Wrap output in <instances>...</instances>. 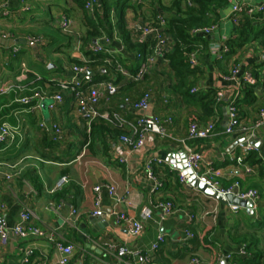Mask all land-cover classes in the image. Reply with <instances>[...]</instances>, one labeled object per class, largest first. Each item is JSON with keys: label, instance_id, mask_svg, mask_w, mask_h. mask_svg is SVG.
I'll return each mask as SVG.
<instances>
[{"label": "crops", "instance_id": "crops-1", "mask_svg": "<svg viewBox=\"0 0 264 264\" xmlns=\"http://www.w3.org/2000/svg\"><path fill=\"white\" fill-rule=\"evenodd\" d=\"M140 1L144 3L142 13L137 15L132 8L125 10L127 26L137 38L143 34L146 24L143 18H149L154 8V0ZM158 1L166 7L174 2ZM0 2L4 5V11L0 12V36L28 39L35 44L0 43V124L10 126L14 135L10 141L0 142V196L6 204L8 226L20 221L19 213L27 206L34 213L33 223L44 232L42 237L29 239L11 235L6 244L0 240V264H36L40 260L60 264L62 253L56 247L58 242L74 245L72 261L80 264H138L134 255L117 256L113 246L120 244L145 254L147 262L143 264H222L223 257L228 264H247L242 259H253L255 253H260V264H264V174L258 170L248 173L236 160L243 153L238 143L253 136L256 150L251 152L261 161L254 163L252 158L246 162L252 166L264 161V126L253 129L258 109L264 104V47L253 41L235 53L222 54V46L228 39L237 37L241 23V20L238 24L233 21L230 6L222 10L216 32L208 36L211 40L208 48L198 53L201 72L192 78L193 88L198 91L215 89L223 94L214 107L215 115L207 116L200 104L187 101L173 90V77L164 55H156L148 72L135 79L146 59L127 51L116 30L112 36L100 34L92 44L85 41L89 27L76 0ZM155 6L162 11L158 3ZM96 7L102 11L101 0L96 1ZM62 15L71 20L70 33L60 26ZM111 16L115 23L114 6ZM256 19L264 22L259 17ZM151 38L155 39L154 33L146 36V40ZM96 43L103 44L110 49L106 53L120 59L121 74L103 65L88 66L95 82L112 80L118 86V92L109 101H103L102 108L116 111L132 122L142 115L159 116L166 135L150 133L144 147L133 150L121 140L124 133H129L128 128L98 120L92 124L91 135L92 127L89 131L70 92L63 94L62 103L55 108L44 102L53 101L59 92V81L74 76L84 78V74L74 71V66H78L77 61H89L87 51ZM172 45L170 39L168 49ZM22 52L24 57L20 55ZM15 53L19 55L13 56ZM219 54L223 56L218 57ZM236 65L240 67L239 76L246 69L251 71L254 65L259 66L260 73L255 77L253 96L247 97L242 90L239 96L240 115L249 131L227 134L229 99L237 93L236 81L230 78ZM43 67L45 71H41ZM147 92L151 95L150 108L145 112L125 102L126 98L136 102ZM24 97L30 98L29 101L22 102ZM195 119L204 122L217 119L213 135L191 139L189 125ZM54 124L61 128L59 133L54 131ZM184 144L202 154L201 174L208 168L218 172L212 179L221 187L240 181L244 189H258L261 198L257 210L240 206L233 211L231 203L223 204L199 187L182 183L179 178L182 159L176 154ZM153 158L162 160L153 165L163 183L157 192L151 191L152 181L145 167ZM7 173L12 174L11 180H6ZM63 175L69 177V182L55 189ZM97 185L102 186L103 213L95 216ZM107 185L116 186L121 202H115ZM156 201L173 202L175 212L162 219L161 211L154 209L145 233L137 239L130 237L125 221L115 220V212L139 217L144 208L152 207ZM73 209L77 210L75 216H71ZM191 214L195 215L193 220ZM187 230L194 236L187 238ZM160 234L165 236V242L153 249ZM243 244L247 245V256L238 255ZM27 250L33 251L29 263L23 259ZM229 254L235 259L228 257ZM195 259L200 262L196 263Z\"/></svg>", "mask_w": 264, "mask_h": 264}, {"label": "built area", "instance_id": "built-area-1", "mask_svg": "<svg viewBox=\"0 0 264 264\" xmlns=\"http://www.w3.org/2000/svg\"><path fill=\"white\" fill-rule=\"evenodd\" d=\"M96 1L97 0H87L85 3V9L89 14L94 15L96 10ZM190 2V0H188ZM230 6V15L233 18L235 23H239L240 20L245 16L250 17H259L264 20V0L261 1H252V0H228ZM4 11V5L0 2V12ZM160 25L165 24V20L159 17ZM60 26L62 30L66 33L71 32V20L67 15L61 16ZM218 24H213L211 26L198 27L193 30L194 34H200L205 36H210L216 32ZM155 34V44L152 46V52L146 57L145 62L141 65L138 74L134 77L135 79L141 78L148 70L150 69V64L154 61L156 55H164L165 51L168 50V45L170 38L166 35H163L160 32L159 28L152 26L150 23H146L143 27V34L139 37V41H145L148 34ZM6 37V35H4ZM106 42L109 43V39H106ZM92 49L96 52H110L109 48H106L103 44L96 43L92 46ZM17 51V48H14ZM229 51V46L224 44L222 46V54H225ZM219 54L218 57L223 55ZM141 57V54H138ZM198 53L194 52L191 54V63L196 64ZM74 71L77 74H84V78L81 79L78 76H74L71 79H64L59 81V92L53 96V101L50 103V108H55L59 103H62L64 98V93L70 92L74 99L75 104L78 108V111L86 121L88 125V130H91L92 124L98 120H104L109 124H114L119 128H128L129 133H124L121 136V140L126 143L131 149L138 150L144 147L147 140V136L150 133L166 135V128L162 125L161 119L156 115H142L136 122L129 121L127 118L117 113L116 111H110L103 109L101 104L103 101H109L117 92L118 86L114 81H105L101 83L95 82L89 72L88 66H74ZM240 67L236 65L231 72V79L236 81L237 93L235 96L229 99V112H228V122L225 127V132L227 134L234 133L237 130H240L244 133L249 131V127L243 124L242 118L239 111L238 101L240 96V91L243 89V86L248 84H256V78L253 75L252 71L244 70L242 75H240ZM197 91V88H193L192 92ZM150 93H145L143 97L136 101L131 102L129 98L125 99V102L130 104L136 110L147 111L150 108ZM36 97H40V94H36ZM41 98V97H40ZM223 94L220 92L217 96V101H221ZM30 98L24 97L21 99L22 102H28ZM217 118V117H216ZM217 124V119L210 121H200L198 119L192 120L189 125V137L191 139H206L213 135ZM127 126V127H126ZM264 126V104H262L258 109V118L254 123L253 129L261 128ZM44 127V125H43ZM53 129L55 132L59 133L61 128L54 124ZM14 138L13 132L6 123L0 124V142H8ZM242 152L236 157V160L239 164L243 165L244 169L248 173L254 171H259L264 174V161L260 164L249 165L246 162L248 154L256 150L255 145L246 139L238 143ZM181 152L185 153L186 167L180 169L179 178L182 183L191 184L189 179L193 176L200 181H205L207 184L216 188L219 192L223 194H233L239 199L252 200V209L257 210L258 201L261 198L260 191L256 188L244 189L241 186L240 181H235L227 188H223L219 185L218 182H215L212 179V175H218V172L212 168H208L207 172L201 174L199 168L201 167L203 156L195 148L184 144ZM121 161H124L121 158ZM155 162H162L161 159L153 158L146 162V172L147 177L152 181V192H157L161 189L163 183L155 174L153 165ZM188 170L193 171V175L187 173ZM6 180H11L12 174H5ZM69 182V177L63 175L60 180L57 182L55 189H61L65 184ZM107 189L110 195L113 197L116 203L121 202L123 199L117 194L116 186L107 185ZM96 192L95 198V211L93 215L98 216L102 215V198L101 191L102 186L97 185L94 188ZM230 208L233 211L239 210L241 207L238 205H230ZM158 209L161 211V218L164 219L168 216H171L175 212V205L171 201H156L152 204V207H146L141 212L139 217H134L127 215L124 212H115V220L117 222L125 221L128 227V234L130 237L137 239L141 237L146 230L147 222L153 217V210ZM77 210L73 209L71 216H75ZM20 221L13 225L12 227L8 226L6 219V204L3 202L0 196V240L3 244H6L11 235L17 236L21 239H29L44 236L43 230L33 223L34 213L27 206L19 213ZM190 219L193 220L195 215L191 214ZM194 234L190 231H186V237L191 238ZM49 239L53 240L52 237ZM165 242V236L160 234L157 238V241L153 244L152 248H159L160 244ZM57 249L62 253L60 259V264H80L72 261L74 245L68 244L64 245L62 243H56ZM117 256L119 258H124L128 255H134L137 258L138 264H143L147 262V256L138 250L131 249L127 244H120L118 246H113ZM33 251L27 250L24 255V262L29 263ZM238 255L247 256V245L243 244L240 246ZM228 257L235 259L234 255L229 254ZM196 263H199V259L194 260ZM36 264H46L44 260L37 261Z\"/></svg>", "mask_w": 264, "mask_h": 264}, {"label": "trees", "instance_id": "trees-1", "mask_svg": "<svg viewBox=\"0 0 264 264\" xmlns=\"http://www.w3.org/2000/svg\"><path fill=\"white\" fill-rule=\"evenodd\" d=\"M86 1L76 0L78 6L84 10L87 26L89 27L84 37L85 41L92 44L93 39L98 38L100 34L105 32L107 35L112 36L114 30H116L124 42L127 51L141 54V58L146 59L152 52L155 39L151 38L142 42L139 41V37H134L135 34L129 30L125 18V10L127 8L134 9L137 15L142 13L143 2L140 0H101L102 11L96 7L95 14L91 15L85 9ZM157 3L161 6L162 13L157 10L155 6ZM112 6L117 11L115 23L111 16ZM152 6L154 8L152 9L151 16L143 18L144 22L150 23L152 26L159 28V30L162 29V34L169 37L173 42L172 47L166 50L164 54L173 77L171 87L187 101L200 104L207 116H214V107L218 103L217 91L209 89L206 92L198 90L192 92L195 85L192 78L197 73H200L201 70L198 63H191V54L205 50L211 41L208 36L194 34L193 30L220 22L222 10L229 6L228 0H190V2L188 0H174L170 7L163 6L160 1L154 0ZM159 17L165 20L164 25H160ZM259 21L256 17H243L238 27L237 37L227 40L229 51L225 54L235 53L238 49L253 41H258L264 47V22ZM87 54L89 55V61L86 63L77 61L78 66L103 65L105 68H112L115 72L117 71L118 74H121L118 68L120 59L116 56H112L104 51L96 52L93 49L87 51ZM258 67V65H254L251 70L256 78L259 77L260 73ZM254 86V84L248 83L243 86L242 91L247 97L251 98L253 96ZM93 127L91 135H93ZM252 158L254 159V163L261 161L253 152L248 154L246 160H251ZM260 256V253H255L253 254V259L243 258L242 263L260 264Z\"/></svg>", "mask_w": 264, "mask_h": 264}, {"label": "water", "instance_id": "water-1", "mask_svg": "<svg viewBox=\"0 0 264 264\" xmlns=\"http://www.w3.org/2000/svg\"><path fill=\"white\" fill-rule=\"evenodd\" d=\"M160 32H163V30L161 29ZM0 43L6 46H12L14 44H28L31 46H35V44L28 40V39H6L4 37L0 36ZM44 102L46 104H50V101H45ZM45 107V104H44ZM228 118V116H227ZM249 141H251L252 143L254 142V138L253 136H248ZM176 156L178 158H181L182 163L179 165V168H185L186 167V159H185V153L184 152H180L177 153ZM188 174L193 175V171L192 170H188L187 171ZM189 182L191 183V186L193 187H199L201 190H203L207 195L212 196L214 198H217L220 202H222L223 204H227V203H231L234 205H238L244 208H248L250 211L252 210V200H244V199H239L237 196L233 195V194H223L222 192H219L216 188H214L213 186L207 184L205 181H200L198 180L196 177H192L189 179ZM222 264H228V260L226 257L222 258Z\"/></svg>", "mask_w": 264, "mask_h": 264}, {"label": "rangeland", "instance_id": "rangeland-1", "mask_svg": "<svg viewBox=\"0 0 264 264\" xmlns=\"http://www.w3.org/2000/svg\"><path fill=\"white\" fill-rule=\"evenodd\" d=\"M72 30V29H71ZM21 47L23 46V45H20ZM19 55V53H15V54H13V56H15V57H17ZM20 55H22L23 57H24V53L22 52ZM14 57V58H15ZM38 64H42L41 62H38ZM46 69H44V67L43 68H41V71H45ZM47 72V71H46Z\"/></svg>", "mask_w": 264, "mask_h": 264}]
</instances>
